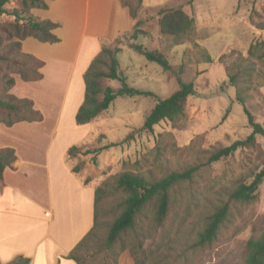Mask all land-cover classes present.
Segmentation results:
<instances>
[{
  "label": "rangeland",
  "instance_id": "374dc122",
  "mask_svg": "<svg viewBox=\"0 0 264 264\" xmlns=\"http://www.w3.org/2000/svg\"><path fill=\"white\" fill-rule=\"evenodd\" d=\"M116 1L117 10L106 9L105 14L109 15L110 21L114 19V24L104 27L107 37L100 36V43L119 38L115 45L122 49L117 54L120 74L128 85L152 91L154 96H116L109 108L92 122V133L86 138L82 150L115 143L89 154L92 181L101 185L122 171L159 178L169 171L202 164L199 174L174 192V197L181 204L178 213L170 214L163 229L146 224L150 228L144 246L147 250L158 248L171 253L167 260L169 264H244L247 241L264 231V178L254 201L231 203L230 217L214 242L185 251L182 241L194 240L208 209L225 200L223 192L236 177L264 168L262 136H256L258 149L240 148L210 164L205 163L206 154L203 153L243 139L251 131L243 106L235 99V87L229 83L226 67L234 63L238 54L247 56L250 43L264 39V30L257 29L249 20L252 9L260 15H254L255 21L264 18V0L142 1L137 19L140 20L139 27L147 34L132 42L163 51L175 71L182 72L181 78L192 82L194 87L187 98L185 117L180 127L172 128L168 121L163 120L154 126L153 132L141 128L145 115L157 100L177 90L178 82L174 73L164 71L158 64L149 62L128 47L124 35L133 31L135 20L130 17L128 7L123 6L120 0ZM12 3L6 4V8H10ZM49 5L50 1L47 9ZM164 6L180 7L194 18V34L179 45L172 46L170 40L159 34L157 11ZM32 13L40 18L39 11ZM12 19L7 14L0 17L1 21ZM86 31L93 32L91 28H86ZM21 48L26 52L22 41ZM10 74L15 80L19 79L17 74ZM107 82L113 88L120 86L116 79ZM59 90L49 80L25 87V92L31 95L44 114V125L48 130L58 110ZM10 92L17 97H26L22 96L23 89L15 85ZM246 101V107L255 121L264 125V66L253 72ZM106 191L100 219L102 225L98 232L100 242L105 237L107 224L122 209L123 201L122 193L115 190L111 183ZM186 206L189 207V217L183 221ZM171 245L172 250L167 251ZM103 260V252L95 256V261ZM131 263L127 252H123L120 264Z\"/></svg>",
  "mask_w": 264,
  "mask_h": 264
},
{
  "label": "trees",
  "instance_id": "16d2710c",
  "mask_svg": "<svg viewBox=\"0 0 264 264\" xmlns=\"http://www.w3.org/2000/svg\"><path fill=\"white\" fill-rule=\"evenodd\" d=\"M13 1L10 8L6 4ZM51 0H0V17L10 15L12 20H0V123L12 126L17 122H40L43 114L34 107L32 99L17 97L10 92L15 85L17 74L22 81H38L42 79L41 68L43 60L31 53L24 52L21 41L33 37L41 42L54 43L59 38L53 30L58 23L50 19H41L32 13V9H47ZM122 5L128 7L129 15L135 20L133 31L124 35L128 47L142 54L149 62H155L164 71L176 75L178 89L164 99L157 100L155 105L145 115L142 129L153 132L154 126L166 120L172 128H178L185 117V104L187 98L193 93L192 82L181 78V71H175L165 53L158 49H149L141 43H133L140 35L147 31L139 27L140 20L137 13L142 7L143 0H120ZM252 14V15H251ZM250 23L257 29L264 30V18L254 20V15H260L252 9ZM159 34L171 41V45H179L183 40L190 38L195 32L194 18L180 7H161L157 11ZM116 38L112 42H103L98 53L92 58L83 73L84 95L83 100L75 113L78 125L92 121L104 110L108 109L116 96H154L149 90L136 88L127 84L120 74L117 54L121 47ZM260 66H264V39L250 43L247 56L238 54L234 63L226 67L230 85L235 87V99L243 106L247 122L251 128L250 133L243 139H236L229 145L220 146L203 151L206 154V164H210L222 157L233 154L237 149H258L256 136L264 137V125L255 121L253 115L246 107L247 93L250 89L251 76ZM119 80L120 86L113 88L108 80ZM158 136H161L158 135ZM159 144V138H157ZM115 145L110 143L97 149H86L83 153L97 152L102 148ZM81 145H73L68 153L75 155L81 153ZM158 148V146H157ZM18 157L12 147L0 148V179L6 168L15 169ZM82 167L79 162L73 167L78 172ZM203 167L202 164H193L182 170L169 171L159 178L132 171H122L112 175L101 185L96 186L94 192L93 224L90 230L77 242L66 256L76 264H120V256L127 252L131 264H169L171 253L160 249L147 250L144 241L148 238L149 228H162L170 214H177L180 210V201L174 197V192L181 189L186 183L192 181ZM264 178V168L242 174L234 179L232 185L223 192L225 200L213 205L205 214L202 227L197 231L193 241H182L184 249L201 248L214 242L225 222L230 217L231 203H250L257 198V190ZM110 183L113 188L123 195L122 209L106 226V234L102 242L98 237L101 227L104 198ZM188 206L183 209V221L189 217ZM150 213V215L148 214ZM167 247V251L172 250ZM103 252L104 260L95 261V256ZM31 259L18 254L10 261L0 264H30ZM244 264H264V231L250 238L246 243Z\"/></svg>",
  "mask_w": 264,
  "mask_h": 264
},
{
  "label": "crops",
  "instance_id": "0c3cea01",
  "mask_svg": "<svg viewBox=\"0 0 264 264\" xmlns=\"http://www.w3.org/2000/svg\"><path fill=\"white\" fill-rule=\"evenodd\" d=\"M117 6L116 0H53L48 9H32L40 12L41 19L58 23L53 32L60 40H22L27 53L43 60V77L27 82L19 78L15 86L23 89L22 96L32 99L25 87L49 80L60 89V99L49 130L42 112L40 122L0 123V148L12 147L18 157L16 168H6L0 179L3 263L22 254L31 259L30 264H76L66 256L92 227L98 184L92 181L90 153L82 150L70 155L68 150L73 145L83 146L92 133V122L101 114L86 124L75 121L84 95L83 73L101 48L99 38L107 37L104 27L114 24L106 9L117 10ZM79 162L82 167L73 171Z\"/></svg>",
  "mask_w": 264,
  "mask_h": 264
}]
</instances>
